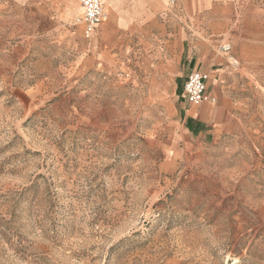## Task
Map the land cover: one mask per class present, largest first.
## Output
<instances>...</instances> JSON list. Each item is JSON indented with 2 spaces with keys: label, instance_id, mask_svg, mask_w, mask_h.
<instances>
[{
  "label": "rangeland",
  "instance_id": "rangeland-1",
  "mask_svg": "<svg viewBox=\"0 0 264 264\" xmlns=\"http://www.w3.org/2000/svg\"><path fill=\"white\" fill-rule=\"evenodd\" d=\"M221 1L186 43L228 66L206 132L162 14L89 40L79 0H0V264H264V0Z\"/></svg>",
  "mask_w": 264,
  "mask_h": 264
},
{
  "label": "crops",
  "instance_id": "crops-1",
  "mask_svg": "<svg viewBox=\"0 0 264 264\" xmlns=\"http://www.w3.org/2000/svg\"><path fill=\"white\" fill-rule=\"evenodd\" d=\"M130 2L136 4L140 9L141 13H139V17L136 18V21L140 23L141 31L147 30L149 23L154 25V23L158 22L159 17L162 14V19L167 21L170 32H173L171 34L174 38L171 40L172 48L178 52L179 55H181L180 57L187 53L186 59L190 60V63L194 64V69L190 71V73L193 71H200L208 76L207 93L211 98L215 99V102H208L199 106L191 105L189 103L191 106L187 109L185 107H181V113L183 114L184 122H187V128L191 130V126L193 124H197L202 127L203 131L211 132L210 128L220 130L221 127L223 128L226 126L228 121L231 119L229 102L232 100L227 94V87L224 85L228 66L224 62L223 58L219 55L212 54L206 49L201 51L199 58L196 56H190V49L186 51V43L188 41L187 37L189 32L188 28L191 30L192 36L200 33L202 29L201 26L206 21L208 15V4L213 2H209V0H176V4L172 6L170 1L167 0L168 10L166 13H161L163 10V1L161 0H133ZM130 2L127 0H118L117 3L114 2L115 4H108L103 22L98 26L94 36L89 40L95 39V37L99 34L101 26H104V29L106 28L105 30L102 28L103 33L109 30L108 34L110 36H127L129 33V25L127 21H129L130 18L128 17V13L125 12V8ZM227 2L223 0L217 3L227 4ZM102 3L104 5L103 1ZM117 4L119 5V9H121L120 11H117L115 8ZM114 5L115 7H113ZM180 7L187 10L188 15L186 17V21H190V26L187 25L182 27L181 25L176 26L174 24L177 20H182V18L179 17V14H177V10L180 9ZM175 8H177V10ZM79 14V17L82 16V12H79ZM112 23L115 25L113 26ZM108 26H110L109 29ZM80 27L81 30L84 31V26L81 25ZM184 84H182L183 90Z\"/></svg>",
  "mask_w": 264,
  "mask_h": 264
},
{
  "label": "built area",
  "instance_id": "built-area-1",
  "mask_svg": "<svg viewBox=\"0 0 264 264\" xmlns=\"http://www.w3.org/2000/svg\"><path fill=\"white\" fill-rule=\"evenodd\" d=\"M173 6L176 0H169ZM248 2L249 0H241ZM83 8L82 16L75 19L76 24L84 26V35L87 39H91L97 31L105 17V7L101 0H79ZM223 54L229 55L232 53V46L224 44L220 48ZM231 59V64L238 66V60ZM208 76L200 71L191 72L184 84V97L191 105H203L208 102H215L207 93Z\"/></svg>",
  "mask_w": 264,
  "mask_h": 264
},
{
  "label": "bare ground",
  "instance_id": "bare-ground-1",
  "mask_svg": "<svg viewBox=\"0 0 264 264\" xmlns=\"http://www.w3.org/2000/svg\"><path fill=\"white\" fill-rule=\"evenodd\" d=\"M79 4H80V3H79ZM80 7H81V5H80ZM81 9H82V12H83V8H82V7H81ZM103 20H104V19H103ZM102 22H103V21H102ZM102 22H101V23H102Z\"/></svg>",
  "mask_w": 264,
  "mask_h": 264
}]
</instances>
